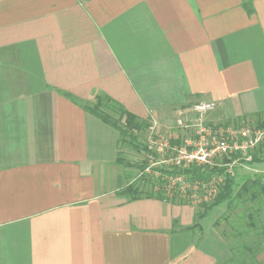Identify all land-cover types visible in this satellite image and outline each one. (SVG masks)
<instances>
[{
  "label": "crops",
  "instance_id": "1",
  "mask_svg": "<svg viewBox=\"0 0 264 264\" xmlns=\"http://www.w3.org/2000/svg\"><path fill=\"white\" fill-rule=\"evenodd\" d=\"M100 96L164 133L202 102L264 126V0H0V264H227L195 205L120 195Z\"/></svg>",
  "mask_w": 264,
  "mask_h": 264
},
{
  "label": "built area",
  "instance_id": "2",
  "mask_svg": "<svg viewBox=\"0 0 264 264\" xmlns=\"http://www.w3.org/2000/svg\"><path fill=\"white\" fill-rule=\"evenodd\" d=\"M215 108L212 102L194 104L176 120V136H150L147 145L151 161H156L161 170L209 166L225 168L230 176H234L235 167L252 163L255 152L264 144V126L209 124L206 116ZM225 179V176H215L211 182L199 184L192 183L183 175H174L164 184L165 195L189 202V199L193 202L212 201Z\"/></svg>",
  "mask_w": 264,
  "mask_h": 264
},
{
  "label": "rangeland",
  "instance_id": "3",
  "mask_svg": "<svg viewBox=\"0 0 264 264\" xmlns=\"http://www.w3.org/2000/svg\"><path fill=\"white\" fill-rule=\"evenodd\" d=\"M109 113L118 118V115L112 112ZM120 124L123 125V121L120 122ZM163 124L164 127H162V129H168L165 133L164 131H158V129H151L152 126L150 129L141 132L138 135L140 144L148 148L147 140L150 136L160 134H167L170 136L171 134L174 135L177 133L173 121L169 120ZM180 134L179 136H181ZM130 139V137H127V142L122 145L121 151V159L125 163L123 167L127 174L126 177L129 178L128 180L131 183H136L145 191L154 194L160 192L166 194L164 184L171 176L165 175L160 169L162 167L155 164L156 161H151L148 151L145 152L141 151V149L137 150L134 148L131 145L133 143ZM254 156L257 157V161H254L253 158L252 163L247 165L242 164L234 168L235 174L233 177L238 184H242L245 179L264 175V144L259 147V150ZM171 185H174V183ZM159 187H161V189ZM200 198L202 199V196H200ZM189 200L191 205H195L199 209V214L203 213L206 205L214 201H201L197 199L198 202H193L192 199ZM255 209L258 208L253 206L249 201L243 202L235 200L232 203H225L214 209L204 220L202 225L205 231H207L211 228L212 224L218 223V226L214 227L229 242L232 254L238 255L237 258H240L239 255L242 254V256H245L248 264H253L251 261L253 258L258 264H264V208L260 209L259 213L256 215V219L263 227L260 228L259 226L258 229H251L248 226V216ZM196 243L197 245H202V241L199 238H196ZM248 248H251L253 254L248 252Z\"/></svg>",
  "mask_w": 264,
  "mask_h": 264
},
{
  "label": "trees",
  "instance_id": "4",
  "mask_svg": "<svg viewBox=\"0 0 264 264\" xmlns=\"http://www.w3.org/2000/svg\"><path fill=\"white\" fill-rule=\"evenodd\" d=\"M244 8L249 14H251L253 11L251 2L245 3ZM84 109L88 113L102 120L104 123L119 132L120 149H122V145L127 142V137H130V140L133 143L131 145L134 148H136L137 150L141 149V151L150 152L149 148L145 147L144 145L142 146L138 140V135L141 132L151 128V124L149 122L140 120L137 116L127 112L121 105L117 104L112 99L106 96L97 97L94 104L85 105ZM109 112L118 115V118L114 117ZM122 121L123 125L120 124V122ZM254 161H257V157L255 156ZM120 163L125 164L121 157ZM161 171H163L165 175L169 176L178 174L183 175L192 183L199 184L209 183L215 176H225V183L224 185L220 186L219 194L211 204H208L204 207L203 213L198 215V220L206 218L214 209L222 206L225 203H232L235 200L243 202L249 201L253 206H256V208H258L253 210V212H251L248 216L249 228L258 229L259 226L260 228L263 227L256 219V215L257 213H259L260 209L264 208V175L245 179L242 184H238L233 176H230L226 173L225 168L190 166L187 168L175 169L171 171L166 169ZM159 188L161 189V187ZM120 195L127 198L129 202L137 201L143 198H157L160 200L168 199L164 193L160 192L158 194H154L152 192L145 191L136 183L129 184L120 192ZM178 200L179 204H187L189 202L183 198H178ZM198 226L199 224H196L188 230H191ZM215 226L217 227L218 223H216ZM247 250L250 254H253L251 248H248ZM237 256L233 253L227 264H248L245 256H242V254L239 255L240 258H237ZM251 261L253 262V264H258V262L255 261L254 258Z\"/></svg>",
  "mask_w": 264,
  "mask_h": 264
}]
</instances>
